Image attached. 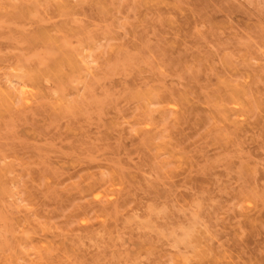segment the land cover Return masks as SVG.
Returning <instances> with one entry per match:
<instances>
[{
	"label": "rangeland",
	"instance_id": "rangeland-1",
	"mask_svg": "<svg viewBox=\"0 0 264 264\" xmlns=\"http://www.w3.org/2000/svg\"><path fill=\"white\" fill-rule=\"evenodd\" d=\"M0 264H264V0H0Z\"/></svg>",
	"mask_w": 264,
	"mask_h": 264
},
{
	"label": "bare ground",
	"instance_id": "bare-ground-1",
	"mask_svg": "<svg viewBox=\"0 0 264 264\" xmlns=\"http://www.w3.org/2000/svg\"><path fill=\"white\" fill-rule=\"evenodd\" d=\"M249 7V6H248ZM102 66V65H101ZM49 71V70H48ZM98 73V72H97ZM164 93V92H163ZM51 179V178H50ZM66 189V188H65Z\"/></svg>",
	"mask_w": 264,
	"mask_h": 264
}]
</instances>
